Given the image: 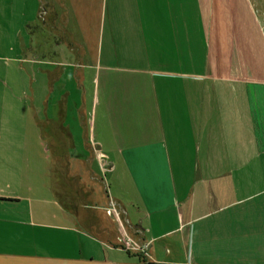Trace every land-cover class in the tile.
Masks as SVG:
<instances>
[{"label":"crops","instance_id":"obj_1","mask_svg":"<svg viewBox=\"0 0 264 264\" xmlns=\"http://www.w3.org/2000/svg\"><path fill=\"white\" fill-rule=\"evenodd\" d=\"M34 3L47 28H60L70 55L84 58L81 67L97 69L81 113L91 115L86 148L91 135L97 157L105 159L85 163L96 161L101 173L103 166L122 172L126 184L108 194V204L86 185L70 202L59 201L56 180L50 196L34 194L18 155L24 130H9L0 96V264L84 261L77 227L107 242L113 264H264L263 36L255 37L251 63L244 53L239 64L211 47L202 0ZM49 73L50 81L57 76L55 69ZM99 118L101 126L108 121L107 140L98 132ZM48 122L54 130L56 119ZM70 129L68 146L75 149ZM118 152L131 157L116 160ZM111 200L129 232L136 229L134 237L148 245L147 258L128 252L108 229ZM47 215L63 222L45 221Z\"/></svg>","mask_w":264,"mask_h":264},{"label":"rangeland","instance_id":"obj_2","mask_svg":"<svg viewBox=\"0 0 264 264\" xmlns=\"http://www.w3.org/2000/svg\"><path fill=\"white\" fill-rule=\"evenodd\" d=\"M34 1L36 0H0V96H3L4 104H6L5 114L10 121L8 122L9 130L16 126L20 132L24 130V143L20 144L24 145V148L22 151L19 150L18 155L19 159L25 162L26 181L31 180L35 183L34 194L48 197L50 196L49 184L56 180V197L62 202H70L71 197L80 196L83 192L82 186L86 185L92 187L94 193L108 204L111 198L108 194L115 195L120 190H124L126 183L122 172L108 170L103 173L104 178L96 161L94 167H89L85 163V160L98 159L91 135L89 137L91 150L89 151L85 145L84 133L86 131L90 134L91 115L84 110L81 113V108L91 102L92 91L97 83V69L81 67L84 64V58L70 55L67 40L60 28L55 30L46 27L47 23L43 21L45 15H37V6ZM202 2L206 22L208 21L211 47H217V52L222 56L230 54V60L237 58L239 64L245 63L243 54L249 53L246 60L250 64L252 48L256 49L257 45L256 35H262L264 38V0H202ZM36 15L37 18L34 19ZM26 19L31 22L26 23ZM259 44L262 46L263 42ZM260 57L264 63V52ZM49 69L57 70V76L51 81ZM66 101L68 102L67 110H69L67 119L64 115ZM36 105L41 106V110ZM42 107L47 108V112L42 110ZM48 112H51L50 115ZM20 115H23V120ZM87 115H89L88 123ZM13 118L14 121H12ZM51 119L53 122L56 119L54 130V123L48 126L50 124L48 121ZM107 123L108 121L104 120L101 126V118L98 120V132H101L105 140L110 137ZM67 125H70V131L73 133L75 149L68 146L69 136L65 131ZM94 126L93 116V133ZM122 148L125 147L122 146ZM158 149L160 150V147ZM113 155L116 160L131 157L130 152H118ZM185 171L189 172L191 169H185ZM92 174L98 178H92ZM51 207H54L53 204ZM75 207L76 205H73V208ZM109 207L110 204L106 212L113 216L106 218V224L112 234L117 233L116 241H118V237L120 238L121 234L123 236V233L120 234L121 231L118 233L113 221L116 217L108 213ZM119 211L122 212L121 209ZM56 212L60 213L59 210ZM121 215L126 222L123 212ZM45 221L57 224L63 222L59 217L55 221L51 215H47ZM77 228L78 237L75 233L73 235L75 240L81 241L84 245V261L79 257L78 260L82 262L72 261L71 263L113 264L110 263L113 262V253L107 242L101 240L100 236H95L93 232L86 233ZM131 231L132 234H130L134 237L136 229ZM107 236L109 235H105ZM136 250H133V253L137 255L145 258L149 255ZM41 263L70 264L68 261L52 262L46 259H42Z\"/></svg>","mask_w":264,"mask_h":264},{"label":"built area","instance_id":"obj_3","mask_svg":"<svg viewBox=\"0 0 264 264\" xmlns=\"http://www.w3.org/2000/svg\"><path fill=\"white\" fill-rule=\"evenodd\" d=\"M99 159L104 160L105 159V155L103 153H101V157L98 155ZM104 167V170H102V173L106 172V167ZM104 178H105V174H103ZM108 213L109 214H114L116 217V220L118 221L119 227H120V238H119V243L121 244L122 247H124L127 251L129 252H134L133 250L137 249L136 251H142L143 254L147 255V249H148V245L146 243H144V241L142 240H138V239H134V237L130 234L128 228H127V221H123V219L121 218V214L119 211V208L117 206V204L115 202H113L112 200L110 201V207L108 208Z\"/></svg>","mask_w":264,"mask_h":264},{"label":"trees","instance_id":"obj_4","mask_svg":"<svg viewBox=\"0 0 264 264\" xmlns=\"http://www.w3.org/2000/svg\"><path fill=\"white\" fill-rule=\"evenodd\" d=\"M129 252V251H128Z\"/></svg>","mask_w":264,"mask_h":264},{"label":"water","instance_id":"obj_5","mask_svg":"<svg viewBox=\"0 0 264 264\" xmlns=\"http://www.w3.org/2000/svg\"><path fill=\"white\" fill-rule=\"evenodd\" d=\"M103 161V160H102Z\"/></svg>","mask_w":264,"mask_h":264}]
</instances>
